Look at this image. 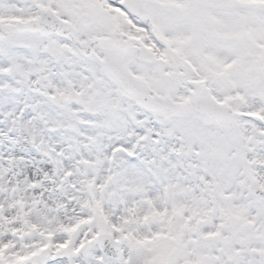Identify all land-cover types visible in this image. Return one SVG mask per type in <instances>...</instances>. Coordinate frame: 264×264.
I'll return each instance as SVG.
<instances>
[{
	"label": "snow or ice",
	"instance_id": "1",
	"mask_svg": "<svg viewBox=\"0 0 264 264\" xmlns=\"http://www.w3.org/2000/svg\"><path fill=\"white\" fill-rule=\"evenodd\" d=\"M0 264H264V0H0Z\"/></svg>",
	"mask_w": 264,
	"mask_h": 264
}]
</instances>
